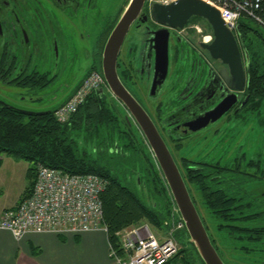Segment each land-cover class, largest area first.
I'll return each instance as SVG.
<instances>
[{"label": "flooded vegetation", "instance_id": "af4514ba", "mask_svg": "<svg viewBox=\"0 0 264 264\" xmlns=\"http://www.w3.org/2000/svg\"><path fill=\"white\" fill-rule=\"evenodd\" d=\"M129 1L123 0L111 17L101 7L103 0H0V83L8 86L7 89L13 85L12 88L26 87L29 90L25 96L9 89L7 91L14 98L11 95L10 99H0L17 108L29 110L16 105L11 98L32 101L29 97L31 90L47 88L53 83L56 74L31 68L30 63L32 47L36 44L33 28L41 26L53 30L56 23L61 30L68 29L71 32L72 40L75 37L87 39L88 43L91 42L89 45L94 47L88 68L62 99L64 101L91 71L101 72L104 44ZM136 28H141L140 37L139 33L132 36L134 41L130 43V50L122 57L127 36L130 31L135 33ZM196 30L201 32V36L194 40ZM93 31L98 33L93 34ZM165 32L168 38V70L163 82L152 90L153 81L156 83L158 80L155 76L157 41L163 40ZM92 38L94 41H91ZM213 39L212 29L206 20L193 16L182 28H173L153 20L144 3L122 43L117 73L123 85L152 119L167 146L168 141L174 148L179 140H188L185 146L182 145L183 148L178 146L177 150L180 155L187 152V165L176 162L177 166L180 172L188 168L194 175H201L205 179L202 185L205 209L211 217L220 221V232L224 236L247 233L256 236L264 233V143L257 140L249 144V137L254 135L255 139H264V101L258 103L255 91L247 87L246 56L241 43L237 41L245 81L241 89H232L227 86L221 73L222 69L229 72L228 66L220 59L213 58L206 47ZM137 44L139 49L135 50ZM83 49L86 48L79 47V50ZM125 57L130 65L127 68L122 65L121 58ZM177 63L180 68H188L184 70L186 77L183 79L182 70L174 75L173 81L179 84L178 90L165 104L159 97L167 90L165 88L163 91L164 85L169 75L175 72ZM133 68L138 78H147V97L157 100L154 108L137 91L133 76L129 74ZM34 74L45 76V81L33 85ZM30 78L31 82L27 80L26 84H20L23 79ZM110 96L113 97L111 93ZM117 102L126 123L138 129L143 137L132 116ZM194 189L195 185L189 186L193 199ZM238 223L248 231L228 230L232 226L230 224ZM226 245V248L215 247L225 264H264V258L260 256L251 257L250 261L238 258L229 252L231 242ZM254 250L250 248V252Z\"/></svg>", "mask_w": 264, "mask_h": 264}, {"label": "trees", "instance_id": "16d2710c", "mask_svg": "<svg viewBox=\"0 0 264 264\" xmlns=\"http://www.w3.org/2000/svg\"><path fill=\"white\" fill-rule=\"evenodd\" d=\"M232 2L249 17L240 19L235 34L248 57L247 87L255 91L260 103L264 101V27L257 22L264 25V0ZM45 79V76L34 74L33 85ZM27 80L31 82V78L23 79L20 84H26ZM108 98L104 89L91 92L65 123L55 118L54 109L27 114L0 104V154L29 162L26 171L28 184L19 200L30 194L38 164L68 173H94L101 176L106 181L101 195L106 233L118 249L116 232L124 228L146 223L160 231L167 229L173 202L153 154L150 152V158L142 151L144 142L148 146L145 138H141L138 129L126 123L122 111L115 108ZM182 159L183 165H187L186 158ZM181 174L189 193V186L195 185L204 205L202 185L205 179L201 175H194L188 168ZM201 219L211 241L218 248L205 219L202 216ZM220 225V221L216 223L217 231H220ZM230 225L228 230L248 231L239 223ZM179 233L188 238L185 229ZM225 237L231 238L233 242H228L239 249L235 254L238 258L247 261L251 257L264 258V233ZM220 239L224 245V240ZM250 248L255 250L250 252ZM164 264L204 263L189 242L188 247L180 245L178 251Z\"/></svg>", "mask_w": 264, "mask_h": 264}, {"label": "built area", "instance_id": "2783aa9c", "mask_svg": "<svg viewBox=\"0 0 264 264\" xmlns=\"http://www.w3.org/2000/svg\"><path fill=\"white\" fill-rule=\"evenodd\" d=\"M170 1L173 0H147V4L150 7L155 2ZM203 1L219 11L232 31H236L241 18H249L232 0ZM104 85L102 73L91 71L75 92L55 109V118L61 123L69 121L86 97ZM105 185L106 181L94 173H68L38 164L30 194L1 211L0 230L9 231L16 241L28 233L107 232L101 198ZM183 229L184 224L173 206L170 225L160 235L154 234L145 223L122 229L116 233L118 249L110 242L109 254L117 264H164L178 251L180 243L175 235Z\"/></svg>", "mask_w": 264, "mask_h": 264}, {"label": "water", "instance_id": "95a60500", "mask_svg": "<svg viewBox=\"0 0 264 264\" xmlns=\"http://www.w3.org/2000/svg\"><path fill=\"white\" fill-rule=\"evenodd\" d=\"M145 1L130 0L118 18L102 50L101 72L110 93L124 106L143 134L163 175L180 219L184 224L189 242L193 244L204 264H225L210 239L166 142L144 108L123 85L117 73V59L122 43ZM150 14L156 22L173 28H182L186 21L193 16L206 20L214 36L213 41L206 45L210 55L215 59H220L228 66L229 72L225 69L221 70L227 86L232 89L242 88L245 81V71L238 42L233 31L225 25L219 11L215 7L203 0H173L169 3H154L150 8ZM166 32L163 40L157 41L155 76L158 80L156 83L155 80L153 81L152 90L156 88V85H160L163 82L168 70V38ZM243 53L247 59V53L244 48ZM100 91H103V89H100ZM63 102L65 101L59 103L58 106ZM0 104L27 114L35 112L17 108L1 99ZM56 108H54V111Z\"/></svg>", "mask_w": 264, "mask_h": 264}, {"label": "rangeland", "instance_id": "374dc122", "mask_svg": "<svg viewBox=\"0 0 264 264\" xmlns=\"http://www.w3.org/2000/svg\"><path fill=\"white\" fill-rule=\"evenodd\" d=\"M122 1L123 0H103L101 7H104L103 8L104 12L112 17L117 12L119 4H122ZM146 7L147 8L149 7L147 3H146ZM53 26H54L53 30L50 28H46V27L42 28L41 26L33 28V38L36 44H34V46L32 47L33 55L31 58L30 67L34 69H38L41 72H43V70H48L51 73L56 74L55 80L47 88L45 87L43 89L37 88V89H33V91L31 90L29 97L32 98V101L30 100L28 101L25 99H22L20 101L18 99L16 100V99H13L14 95L11 94L13 96L11 100L16 105L23 106L29 110L36 111V112L56 108L58 104L61 102V100L68 95L71 88L77 82V80L81 77L85 69L88 68L89 61L92 58V55L94 54L92 52L94 50V47H91L89 45L91 42L88 43L87 39L82 40L80 37H75V40H72V38L70 37L71 35L69 34L71 32L68 29L61 30L56 23H54ZM137 29L138 28H136L135 33H131L130 31V35L127 36V40L125 44L123 45L122 57H124L127 51L130 50L129 49L130 43L134 41L132 36L136 33L141 32V28L139 30ZM92 33L93 34L98 33V31H93ZM200 36H201V32H198L196 30L194 34V40H196ZM237 36L236 38H238ZM139 37H140V33H139ZM92 40L93 38L91 39V41ZM237 40L239 41V39ZM138 43L140 44V38H138ZM139 44H137V47H135V50L139 49ZM80 46H84L86 49L79 50ZM140 48H141V45H140ZM121 59H122V65L124 66V68H127L130 66L128 64L129 62L127 61L126 57L121 58ZM184 67L186 66H183L180 68V64L177 63L175 72L173 71V73H171L172 76L169 75L164 85L163 91H165V88L167 90L163 93V95L159 97L162 103L167 104L169 100L173 97V92H176L178 90L177 86H179V84H176V82L173 81L174 75L176 76V73L182 70L183 79L186 77V72L184 70H188V68L184 69ZM133 71H135V73ZM195 71H196V68H194V73ZM129 74H131V77L133 76V80L136 83L135 86L137 87V91H139V94L143 96L144 100L146 99L147 103L149 104L151 108H154V105L156 104L157 100H154V99L149 100L147 97V94H146L147 84L145 82L147 78L146 79L145 78L140 79V77L138 78L137 71L134 70V68L130 70ZM12 86L9 88L11 91L16 92L20 95H25V96L28 95L26 94V92H28L29 90H26L25 89L26 87L25 88H15V87L12 88ZM7 87H5V85H2L0 83V97L10 99L11 95H10V91H7L9 90L7 89ZM104 92L109 96L108 99L111 102V104L115 106V108L120 110L121 109L120 105H118V102L116 99H113V97L110 96V91L107 87L104 88ZM257 140L264 143V139L262 140L260 137H257L255 139L253 135L252 138L249 137V144H252ZM187 141L183 139V140H179L178 143L174 144L175 145L174 148L175 147L177 148L176 150H174L172 143L168 141V146L170 147L171 149L170 151L176 162L184 163L182 157L186 158L185 161L188 160L187 152L180 155L179 153L180 151L179 152L177 151L179 148L178 146H181L180 148H183L182 145L185 146ZM191 142L192 141L190 140V143ZM260 142L257 145L258 147L260 146ZM144 144L141 146L142 151L148 154V156L151 158L150 149L148 148V146ZM186 148L188 149V147ZM0 162H1L0 164V208H1L2 206L10 205L12 202H14L17 199L18 194L22 193L25 187L27 186L28 181L25 176V173H26L27 167L29 166V162L24 161V160L17 161L4 154H0ZM194 190L195 191H192V193L194 194L195 205L200 215L205 219L211 236L216 240V243L218 244V246H220L221 248H226L225 247L226 242H228L229 240L233 242V240H231V238L229 239L226 238L220 231H217L215 229V225L217 222H219V220L217 218L214 219L213 217L210 216L209 212L205 209V205H203L202 196L199 194L197 189H194ZM149 202L152 203L153 201L149 200ZM171 204H172V207H171V211H172L173 203ZM150 230L154 234L160 235V232H161L160 230H157L153 227H150ZM101 231L105 232L104 230H101ZM175 236L177 237V240L179 241L181 246H185V247L189 246V240L188 238H186V236L183 233H178ZM220 238L224 240V245L220 243V240H221ZM16 242L17 241L13 238L12 234L9 231L0 230V264H10L11 260L16 255V251H18ZM229 249H230L229 250L230 253L232 252V254L234 255L237 253V248L233 246H229ZM246 264H254V263L249 262Z\"/></svg>", "mask_w": 264, "mask_h": 264}, {"label": "crops", "instance_id": "0c3cea01", "mask_svg": "<svg viewBox=\"0 0 264 264\" xmlns=\"http://www.w3.org/2000/svg\"><path fill=\"white\" fill-rule=\"evenodd\" d=\"M21 194L10 205L2 206L0 213L14 206ZM110 242L101 230L64 235L28 233L16 242L18 251L10 264H117L109 254Z\"/></svg>", "mask_w": 264, "mask_h": 264}, {"label": "bare ground", "instance_id": "6f19581e", "mask_svg": "<svg viewBox=\"0 0 264 264\" xmlns=\"http://www.w3.org/2000/svg\"><path fill=\"white\" fill-rule=\"evenodd\" d=\"M72 94H73V93H72ZM72 94H71V95H72ZM71 95H70V96H71ZM70 96H69V97H70ZM69 97H67L64 101H66ZM116 233H118V232H116Z\"/></svg>", "mask_w": 264, "mask_h": 264}]
</instances>
